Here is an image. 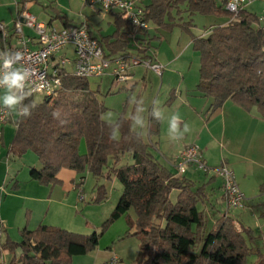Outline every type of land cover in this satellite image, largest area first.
Wrapping results in <instances>:
<instances>
[{"label":"trees","instance_id":"16d2710c","mask_svg":"<svg viewBox=\"0 0 264 264\" xmlns=\"http://www.w3.org/2000/svg\"><path fill=\"white\" fill-rule=\"evenodd\" d=\"M227 2L150 0L146 19L166 30L178 26L191 33L197 14L228 17L226 24L203 36L192 33L193 49L200 55L196 91L213 98L214 108L233 98L247 109L257 107L264 117V34L258 25L259 14L247 9L232 13ZM115 25L111 36L100 39L106 56L125 50L129 35L139 32L120 13ZM120 30H124L121 35ZM61 76L57 95L42 100L30 95L23 101L29 107L35 101L37 107L30 117H16L12 122L16 132L9 154L22 157L34 151L41 167L31 166L30 176L44 185L59 183L63 168L79 173L89 170L98 180L95 202L107 198L103 180L117 178L123 191L101 231L85 234L54 225L40 224L35 229L25 225L21 241H15L0 225V264H6L3 251L14 254L8 264H73L75 256L94 251L109 224L131 209L136 219L129 220L126 236H138L142 242L136 264H248L252 256H256L255 264H264L263 234H255L253 228L226 214L212 221L200 207L206 184L197 186L164 165L142 132L134 128L133 117L121 114L115 122L106 121L107 106L92 90L89 78L64 71ZM57 110L60 119L53 118ZM61 119L66 123L61 124ZM160 126V116L153 114L150 134H159ZM113 134L116 140L111 139ZM83 141L85 153L81 151ZM84 179L82 176L80 185Z\"/></svg>","mask_w":264,"mask_h":264},{"label":"crops","instance_id":"0c3cea01","mask_svg":"<svg viewBox=\"0 0 264 264\" xmlns=\"http://www.w3.org/2000/svg\"><path fill=\"white\" fill-rule=\"evenodd\" d=\"M17 2L20 3L21 0H17ZM26 2L28 3L29 9L31 11L33 3L32 0H27L25 2H21L20 4H24ZM149 2L150 0H144L145 7ZM0 5L6 6L5 0H0ZM250 6L252 7V9L248 7L246 9L257 14H260L264 10V2L262 1H256ZM20 9L21 5L16 4L15 13L11 12L8 16L0 15V21L7 23L12 28L16 20L18 19ZM58 13L62 14V11H60V9L58 10V12L54 11L53 15H51L48 21L42 22L52 23L59 27L68 25L67 23H65V20L69 24L74 23L70 19V17L68 18V15L64 14L66 16V19H64L61 16L59 17ZM110 13L113 14L111 23L113 28L111 31L107 33L97 34L91 27L94 35L99 37V39L101 40L105 36H111L116 31L117 27L115 25V17L119 12ZM34 15L37 17L36 14ZM183 15L187 17V14ZM228 21L229 18L225 16L202 14L195 15L193 18V26L191 27L192 32L191 35H189V40L188 43H186V47L191 46L193 48V35L203 36L207 34L213 27L224 25ZM150 24L151 28L147 33L144 34L135 32L133 34H130L127 48L125 50L112 54L117 55L123 51H128L129 53L134 55L153 58L163 65L164 69L163 74L161 75V80H163L165 71L168 72L167 86L171 90H169V95H166L165 97L162 96V101L159 102L161 103L162 107L166 106L169 109L167 111V113L169 114L167 123L165 122L166 116L164 118V115L162 114L163 109L154 110L153 105L151 108V112H159L160 118L162 117L160 132L159 134L154 136L150 133L147 134L148 137L144 135L145 140L150 143L151 150L153 151L155 156L171 171L176 173H178L176 162L181 152L189 144L199 145L202 149L205 162L209 166L215 167L226 163L234 170L235 174L237 172V181L247 197L246 208L241 209L243 211L240 213L239 217L245 216L246 211L249 209L254 212L255 209L258 208V205L264 206V201L259 202L264 196V117L261 115L257 107L247 109L233 98L227 99L222 106L214 108L213 98L201 95L196 91V87L200 80L199 53L193 49V51L196 52L198 56L194 55L192 56L193 60H186V64H180L177 61H180L179 59H181L183 55L177 56L175 59H172L170 61L166 58L164 51H162L159 47V44H161L164 40H169L170 42L173 41V30L181 29V31H185L188 33L190 31L184 30L183 28L178 26L173 30H166L155 25L152 22H150ZM123 32L124 30H120L119 34L121 35ZM134 34L136 36L135 39L133 38ZM177 37L178 48L182 38V34L180 36H178L177 34ZM145 38H147L148 40L149 49L146 50V52H142L138 49V45H140L142 42H145ZM111 40H116V38H112ZM104 46H106L107 51H110L105 42ZM70 53L73 55L72 52ZM171 67L174 68L171 69ZM175 68H180L178 69L180 71H176ZM192 69L193 74H190V71ZM138 70L141 71L138 72ZM150 70L152 69L147 68L144 65H138L131 68V78L123 86H121L120 89L123 88L133 92L140 86L139 84L143 85V88L144 86H146L147 88L148 84L146 85V75L149 74ZM180 72L182 73V82L178 83L177 86H173L170 82L174 81L173 74H180ZM189 75H191V77L193 78L191 80L193 81L192 83L185 84L186 78ZM150 83L152 84L151 81ZM159 96L160 95L157 94L156 99L160 98ZM167 98L168 100L164 101ZM175 113H179L182 120L180 121L179 130L171 131L169 127V121ZM152 114L154 113H151V117ZM135 121L136 119H133L134 128L144 134V124H135ZM184 122L188 123L190 126V130L188 132L183 131ZM150 127L151 125L148 128ZM145 130L147 132V129ZM218 142H220V146H218ZM83 143L85 142H82L81 147ZM9 147L10 146L7 147L5 144L4 128L3 142L0 146V164L2 165L1 170L5 172L6 176H8L10 182L0 184V225H3L8 234L12 238H15L14 234L20 232L25 225H28L31 229H35L40 224L58 226L62 225V221L60 222L58 220L67 219L68 221V218L66 217V211L64 212L62 210L60 211V216L59 214L57 215V204H61L63 207H67V198L62 197L58 193L59 190L56 188V185L41 184L39 181L32 179L30 176V172L28 171L26 172V174L19 177V173H16L18 171V168L15 167L16 165L14 164V157L18 156L9 154ZM221 147L223 148L221 149ZM216 149L217 151L221 152L220 159L214 158V151ZM34 166L38 168L41 167L39 159L38 164H35ZM14 174H16V177L13 176ZM183 175L193 180L197 184V186L206 184V196L200 203V207L209 214L212 221H215L223 214L232 216L234 218V216L236 215L235 212H232V210L228 212L227 210L224 197L223 180L220 177L216 176L212 172H204L202 170H198L194 166H189L187 171ZM59 177H61L60 173ZM76 184L79 185V183ZM68 195H70V191L68 192ZM261 215L262 217H264V208ZM235 219L237 218L235 217ZM5 252L6 251L2 252L1 257L2 260L6 263V261L4 260ZM17 252L19 253L20 251L18 250ZM112 257L113 255L110 257V259ZM77 259L78 258H74V263H76ZM108 260H105L100 264L107 263ZM80 262L81 260H79V263Z\"/></svg>","mask_w":264,"mask_h":264},{"label":"rangeland","instance_id":"374dc122","mask_svg":"<svg viewBox=\"0 0 264 264\" xmlns=\"http://www.w3.org/2000/svg\"><path fill=\"white\" fill-rule=\"evenodd\" d=\"M5 2L6 6L0 5V15L4 16L10 15L11 12L15 13L16 4L21 5L19 2H17V0H5ZM32 2L33 3L31 11L37 15L38 21H48L51 15H53V12H58V10L60 9V11H62V14L68 15V18L70 17V19L74 23L87 22L97 34L107 33L113 28L111 24L113 14L101 10L99 4H95L92 6L89 3H85L84 0H32ZM250 5H248L247 7L252 9ZM24 31L30 35L33 34V30H30L26 26H24ZM173 32V41L170 42L169 40H164L161 44H159V47L162 51H164L166 58L170 61L172 59H175L177 56L183 55V57L179 59L180 61L177 62L180 64H186V60L191 61L193 60L192 56L197 55L196 52L193 51V48L191 46L186 47V43H188L189 35H191V33L181 31V29L173 30ZM177 34L178 36L182 34V38L178 48ZM97 38L99 39V37ZM173 68L174 67H171V69ZM178 69L180 68H177L176 71H180ZM139 71L141 70H138V72ZM190 74H193V69L190 71ZM167 75L168 72L165 71L163 80H161V75L150 70L149 74L146 75V85L148 84L147 88L146 86H144L143 88V85L139 84L140 86L133 92L123 88L120 89L121 86L113 84V78L108 73L104 74L101 77L92 76L89 78V82L91 84L92 90L96 91L98 98L107 106V111L103 115V118L106 121L115 122L121 114H125V116L127 117H133V119L136 120L139 119L143 121V123L140 125L144 124L145 127V133L143 134V136L145 135L148 137L147 134L150 133V128L148 127L151 125V113H154L153 111L151 112V108L153 105L154 110L163 109L162 114L164 115V118L166 116L165 122L167 123L168 120L169 114L167 113V111L169 109L166 106L162 107L161 103H159L162 101V96L165 97L166 95H169V90H171L167 86ZM173 76L174 81H170L173 86H177L178 83L182 82L181 72L180 74L174 73ZM191 79H193L191 75L187 76L185 84L192 83L193 80ZM150 81L152 82V84L150 83ZM3 91V89L0 90V95L3 94ZM157 94L160 95V98L156 99ZM35 98L36 100H42L43 96L40 94H36ZM167 100L168 98L164 101ZM145 129H147V132ZM15 132L16 126L12 122H9L5 125V144L7 147L10 146L15 136ZM218 146H220V142H218ZM81 148L84 153L87 151L85 143H83ZM222 148L223 147H221V149ZM214 153V158L220 159L221 152L217 151L216 149ZM14 159V164L16 165L15 167L18 168V171L16 173H19V177L26 174L27 171L30 172L31 166L38 164V157L34 151H28L24 154V156L14 157ZM1 166L2 165L0 164V184H5L7 182L9 183L10 179L8 178V176H6L5 172L1 170ZM15 175L16 174H14L13 176L16 177ZM60 176L61 181L59 183H56L55 185L59 190L58 193L62 197L67 198L66 203L68 206L63 207L61 204H57V215L59 214L60 216V211L62 210L64 212L66 211V217L68 218V221L67 219L58 220L60 222L62 221V225L58 226L85 234H90L94 231H101L102 224L110 217L113 209L118 203L119 197L123 191V184L117 178H113L111 180H103L102 182L105 183L107 189V198L105 200H102L101 202H95L94 198L96 195L98 180L92 175L89 170H85L84 173H79L73 169L63 168L60 171ZM81 176L85 177L84 182L81 185H77L76 183H80ZM80 188L83 189V193L85 196L84 200H78ZM69 191L70 195H68ZM176 196L177 192H174L172 195L173 199H176ZM263 201L264 196L259 202ZM245 208L246 206L241 209ZM263 208V205H258V208H256L254 212L250 209L247 210L245 213L246 218L245 216H241L242 218L239 217L240 213L243 211L241 209H233L232 212H235L236 214L234 216V219L236 217L245 225L253 228L255 234L264 235V232H262L264 231V217H262L261 215ZM130 219H136V213L134 209H131L127 215H123L116 221L110 223L101 235L98 247L94 251L86 255L75 256L74 258L78 259L76 263H74L73 260V264H100L108 259L109 260L107 263H110L113 258L118 259V264H136L140 254L142 242L138 236H126V233L129 229ZM14 237L15 238L12 239H14L15 241H21V232L14 234ZM20 252H17V255H20ZM112 255L113 257L110 259ZM13 257L14 254L6 251L4 260L8 264ZM79 260H81L80 263ZM255 262V256H252L250 257L248 264H255Z\"/></svg>","mask_w":264,"mask_h":264},{"label":"built area","instance_id":"2783aa9c","mask_svg":"<svg viewBox=\"0 0 264 264\" xmlns=\"http://www.w3.org/2000/svg\"><path fill=\"white\" fill-rule=\"evenodd\" d=\"M264 0H228L226 7L232 13L246 9L248 5ZM90 5L99 4L106 12H119L139 33H147L151 24L146 19L144 0H84ZM259 27L264 34V10L259 14ZM24 26L33 30V35L24 31ZM136 32V31H135ZM0 49L7 47L13 51L24 53V65L35 70L36 75L31 77L32 95L55 96L62 86L61 73L68 72L76 76L90 78L101 77L108 73L113 77V84L123 86L130 78L131 68L144 65L155 73L163 74V65L149 57L134 55L123 51L117 55L106 56L105 51L94 35L87 22L73 23L59 27L52 23L38 21L30 11L28 3L21 4L18 19L11 28L7 23L0 21ZM135 39V34L133 35ZM138 45L142 52L148 48V40ZM73 55H71V53ZM90 65H97L100 74L88 73ZM80 69L84 75H77ZM39 87V91H37ZM2 90V89H0ZM25 91H29L28 88ZM14 116L3 109L0 102V146L3 141V130L9 122L15 121ZM189 166H194L204 172H212L223 180L224 197L228 212L246 206L247 197L241 189L234 170L226 163L211 167L204 159L202 149L197 144H189L180 154L176 167L180 174H184ZM79 199L84 200L83 189L80 188ZM2 230L0 228V238ZM109 264H118L113 258Z\"/></svg>","mask_w":264,"mask_h":264},{"label":"clouds","instance_id":"9594fccd","mask_svg":"<svg viewBox=\"0 0 264 264\" xmlns=\"http://www.w3.org/2000/svg\"><path fill=\"white\" fill-rule=\"evenodd\" d=\"M129 14L125 15L127 18ZM88 73L100 74V68L97 65H90ZM85 70L80 69L77 75H84ZM36 75L34 69L24 65V53L21 51H13L5 47L0 49V89H3V94L0 95V102H2L3 109L9 113V116L20 117L26 119L32 115V109L37 107L35 101L32 102L31 107L24 105L23 101L30 95L31 90V77ZM28 88L29 91H25ZM39 91V87L36 89ZM53 118L60 119L61 112L53 111ZM154 115L159 118V112H154ZM181 117L179 113H175L169 121L171 131H178L180 126ZM61 124L66 123L64 119L60 120ZM136 123L142 124L143 121L137 119ZM190 126L184 122L183 131L188 132ZM112 140H116V136H111Z\"/></svg>","mask_w":264,"mask_h":264}]
</instances>
